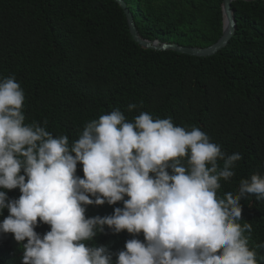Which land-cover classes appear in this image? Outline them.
<instances>
[{
    "label": "trees",
    "instance_id": "16d2710c",
    "mask_svg": "<svg viewBox=\"0 0 264 264\" xmlns=\"http://www.w3.org/2000/svg\"><path fill=\"white\" fill-rule=\"evenodd\" d=\"M222 1L125 0L144 38L201 47L222 34ZM232 8L234 36L216 54L198 57L141 47L115 0H0V78L14 76L23 89L26 125L67 136L70 146L86 123L115 109L129 122L147 112L199 128L221 151L242 155L235 175L220 181L223 198L237 193L242 179L264 175V0H238ZM129 104L137 107L128 111ZM82 167L76 174L84 178ZM20 194L7 190L10 199ZM248 199L238 222L252 225L248 246L264 264V248L256 247L264 243V200ZM116 207L123 201L88 205L85 216H109ZM8 215L4 209L0 221ZM49 230L42 223L35 229L41 236ZM121 233L105 226L88 244L117 248ZM4 235L11 241L0 240V264H20L22 246Z\"/></svg>",
    "mask_w": 264,
    "mask_h": 264
},
{
    "label": "clouds",
    "instance_id": "9594fccd",
    "mask_svg": "<svg viewBox=\"0 0 264 264\" xmlns=\"http://www.w3.org/2000/svg\"><path fill=\"white\" fill-rule=\"evenodd\" d=\"M24 101L14 76L0 78V215L9 212L0 240L13 234L20 264H258L248 246L252 225L238 221L249 194L264 200V175L217 195L241 153L221 151L205 132L171 117L141 112L129 122L119 109L86 123L70 146L67 136L26 125ZM17 188L19 198L10 199L7 190ZM120 201L112 215L85 216L88 205ZM41 223L50 226L42 236ZM105 226L122 232L117 248L88 244Z\"/></svg>",
    "mask_w": 264,
    "mask_h": 264
},
{
    "label": "water",
    "instance_id": "95a60500",
    "mask_svg": "<svg viewBox=\"0 0 264 264\" xmlns=\"http://www.w3.org/2000/svg\"><path fill=\"white\" fill-rule=\"evenodd\" d=\"M115 1L121 6V8L125 13L130 34L132 35L134 40L137 43H139L141 47L146 49L173 50L176 52L198 56V57L211 56L227 46V44L234 36L237 29V20L235 17V10L232 8V3L238 0H223L222 1V12H223L222 34L220 38L213 44L205 47L187 46L175 42H165L160 39H147L140 34L133 17V13L127 6L125 0H115ZM241 1H255V0H241Z\"/></svg>",
    "mask_w": 264,
    "mask_h": 264
}]
</instances>
